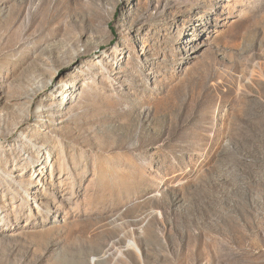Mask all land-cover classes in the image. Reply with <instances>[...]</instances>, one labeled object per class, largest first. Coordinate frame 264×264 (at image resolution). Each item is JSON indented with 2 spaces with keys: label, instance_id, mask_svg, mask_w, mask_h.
I'll use <instances>...</instances> for the list:
<instances>
[{
  "label": "rangeland",
  "instance_id": "1",
  "mask_svg": "<svg viewBox=\"0 0 264 264\" xmlns=\"http://www.w3.org/2000/svg\"><path fill=\"white\" fill-rule=\"evenodd\" d=\"M0 264H264V0H0Z\"/></svg>",
  "mask_w": 264,
  "mask_h": 264
}]
</instances>
